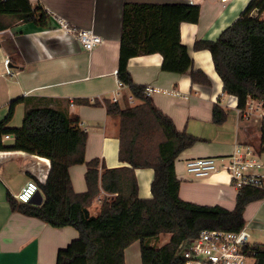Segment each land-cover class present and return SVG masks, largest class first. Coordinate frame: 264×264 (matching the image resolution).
I'll return each mask as SVG.
<instances>
[{
	"label": "trees",
	"instance_id": "obj_1",
	"mask_svg": "<svg viewBox=\"0 0 264 264\" xmlns=\"http://www.w3.org/2000/svg\"><path fill=\"white\" fill-rule=\"evenodd\" d=\"M201 7L190 3L138 4L124 6L118 78L142 105L122 107L104 100L103 104L77 101L86 106H103L108 116L119 120V160L126 167L108 169L100 159L86 160L88 133L78 116L67 117L50 108L26 113L22 126L11 127L17 105L10 104L7 117L0 122V151H20L50 161L45 182L39 184L42 204H22L8 197L11 211L38 219L55 229L72 227L79 238L57 255V264H126L125 251L135 242L141 244L142 264H185L180 246L206 230L238 232L246 226V209L264 200V189L244 187L238 191L236 207L200 206L180 198L181 182L176 161L200 140L177 130L151 98L143 95L128 70L131 59L159 54L162 70L190 75L192 84L210 87L208 76L192 70L193 61L182 44L181 25L198 24ZM54 20L41 6L30 0H0V33L18 23L51 28ZM55 23V22H54ZM196 51H208L223 92L237 100L238 110L254 101L264 108V0H251L241 16L216 41H198ZM228 113L213 107V122L223 125ZM257 145L264 154V127ZM9 136L12 145H6ZM86 165L87 191H74L70 169ZM152 169L151 199L139 197L136 170ZM101 190L104 198L97 216H86ZM90 213V212H89ZM164 236L168 242L159 247ZM256 264H264V245L254 248Z\"/></svg>",
	"mask_w": 264,
	"mask_h": 264
},
{
	"label": "crops",
	"instance_id": "obj_2",
	"mask_svg": "<svg viewBox=\"0 0 264 264\" xmlns=\"http://www.w3.org/2000/svg\"><path fill=\"white\" fill-rule=\"evenodd\" d=\"M30 1L76 29L93 30L104 43L95 51L87 52L73 34L54 22L47 29L32 23H18L14 28L1 32L0 122L7 117L10 104L18 99L21 102L15 109L11 127H21L26 113L33 109L50 108L67 117L78 116L81 128L88 133L87 162L100 159L108 169L128 166L119 160V120L108 116L103 106H86L77 101L103 104L104 100L112 101L119 94L118 104L124 106L133 98L125 85L119 89L121 81L117 75L124 6L128 3H190L201 7L198 24L181 25V38L192 58V70L203 71L211 82L210 87L192 84L189 74L164 72L163 57L159 54L131 59L128 70L136 85L173 92L155 93L151 99L164 115L172 119L178 131L200 140L176 161V174L181 182L180 198L200 206L234 210L238 191L231 186L228 175L219 171L210 177L196 179L186 172V161L228 158L236 145H251L254 131L256 134L259 131L247 128L241 122L237 100L223 92L211 54L196 51L195 43L216 41L241 16L251 0H233L227 4L220 0ZM7 58L11 60L12 76L7 75L4 66ZM133 101V106L143 104L141 100ZM216 104L228 113L227 121L220 126L213 122ZM4 143L12 145L13 140L6 136ZM259 156L262 161L263 154ZM49 171L48 159L20 151H0V264H57L58 252L79 238V232L72 227L55 229L38 219L11 211L8 197L15 199L29 180L38 185L45 182ZM86 172V165L70 169L72 185L78 194L87 191ZM136 177L139 197L151 199L154 171L136 170ZM112 197L101 190L89 210L90 215L97 216L104 198ZM244 218L250 232L262 235L264 200L249 205ZM163 245L161 240L159 247ZM125 262L142 264L140 242L126 249Z\"/></svg>",
	"mask_w": 264,
	"mask_h": 264
},
{
	"label": "built area",
	"instance_id": "obj_3",
	"mask_svg": "<svg viewBox=\"0 0 264 264\" xmlns=\"http://www.w3.org/2000/svg\"><path fill=\"white\" fill-rule=\"evenodd\" d=\"M231 1L233 0H220L222 4ZM51 17L58 27L73 34L85 51L93 52L103 45V39L93 30H79L70 26L66 20L60 17L52 15ZM10 64L11 60L5 59L4 66L8 76H12ZM122 88L123 84L120 82L119 89ZM155 93L174 94L153 87H146L143 91V95L147 98H151ZM118 97L119 94L111 102L119 103ZM133 99L128 100L130 105L134 103ZM238 113L243 124L258 127L259 132L264 127V108L261 104L251 101L245 110H239ZM185 168L186 172L196 179L210 177L219 171L225 172L231 186L237 191L244 187L264 189V175L261 172L264 164L255 148L250 144L236 145L232 155L225 159L187 160ZM39 192V185L35 181L29 180L15 196V199L22 204H31ZM255 246L251 243L250 231L246 226L238 232L206 230L197 237L184 242L179 248L178 255L185 264H256Z\"/></svg>",
	"mask_w": 264,
	"mask_h": 264
},
{
	"label": "rangeland",
	"instance_id": "obj_4",
	"mask_svg": "<svg viewBox=\"0 0 264 264\" xmlns=\"http://www.w3.org/2000/svg\"><path fill=\"white\" fill-rule=\"evenodd\" d=\"M130 105V104H129ZM131 106H133V105H131ZM122 107H125V105L123 106V104H122ZM21 126V125H20ZM246 127L247 128H252V129H256V130H258L259 131V129H258V127H255V126H253V125H251V126H247L246 125ZM253 131V130H252ZM253 138L255 139V143L258 145L259 144V142H258V138H259V135L258 134H256L255 133V131H254V135H253ZM262 162L264 163V154H263V156H262ZM262 173H264V169H262V171H261ZM250 237H251V243L253 244V243H256V244H264V235L262 234H257V233H255V234H253L252 232H250ZM168 236H164L163 238H162V243L163 244H165L167 241H168Z\"/></svg>",
	"mask_w": 264,
	"mask_h": 264
},
{
	"label": "water",
	"instance_id": "obj_5",
	"mask_svg": "<svg viewBox=\"0 0 264 264\" xmlns=\"http://www.w3.org/2000/svg\"><path fill=\"white\" fill-rule=\"evenodd\" d=\"M43 202V197H42V194L41 192H39L36 197L32 200L31 204H42ZM86 216L87 218L90 217V213L88 211H86Z\"/></svg>",
	"mask_w": 264,
	"mask_h": 264
}]
</instances>
